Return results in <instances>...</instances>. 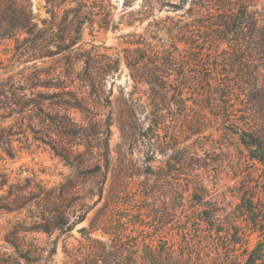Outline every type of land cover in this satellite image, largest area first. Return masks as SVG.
<instances>
[{
  "label": "rangeland",
  "instance_id": "374dc122",
  "mask_svg": "<svg viewBox=\"0 0 264 264\" xmlns=\"http://www.w3.org/2000/svg\"><path fill=\"white\" fill-rule=\"evenodd\" d=\"M65 4L57 9L55 22L62 24L60 28L67 29L69 23L76 20V15L80 35L73 32L75 28L63 32L54 27L59 38L49 47L55 54L52 58L25 62L29 60L24 53L25 46L19 44L15 49L13 41L0 48V59L6 70L0 78L9 77L8 86L14 82L24 84L36 64L37 68H48L55 81L65 82L84 109L82 112L54 109L58 116L66 113L71 118V129L79 134L73 139L61 135L58 127L49 135L38 119H29L27 113L11 112L15 108L10 99V109L0 112L7 116L2 126L11 127V132L15 133L12 156L5 155L0 149L2 264H23L18 259L22 246L49 248L56 238L55 254L49 264H63L67 260L65 252L76 250L84 243V235L79 230H89L90 222L105 206V216H110L117 206L118 213L124 216L121 221L129 224L128 233L134 228L132 236L139 241L143 238L146 242L154 240L156 244L164 239L178 243L180 238L176 230H170V223L155 224L153 216L174 213L175 220L184 221L182 212L188 210L186 213H190V207L195 203L189 201L188 196L196 188L205 190L203 201L216 202L225 214L236 213L242 196H253V204L259 199L264 200V165L252 164L240 156L241 147L237 144V136L232 134L231 123L216 119L213 114L218 112L210 109L217 100L219 104L226 101V92L215 86L211 89L210 83L206 82L210 77L219 84L233 80L238 76L237 61L242 58L250 75L264 78V54L260 56L250 50L239 54L226 41H218L221 35L225 36L218 27L224 16L247 7V12L263 17L264 0H253L250 4L245 0H128L126 3L106 0L97 15H93L95 12L83 0H66ZM29 5L34 21L40 26L42 20L50 19L45 0H29ZM66 9L73 13H65ZM205 36H211L212 42L202 43ZM76 37L79 38L76 44L65 49ZM201 50L205 57L195 64ZM87 56L100 68L106 66L109 70H113V63L119 59L120 69L116 73H95L92 90L76 78ZM125 58L129 61L143 58L138 64L146 69L143 76L159 78L164 75V70L159 71L151 64L154 62L157 67L161 63L167 64L171 75L160 77L158 87L135 84L123 64ZM103 74L108 75L103 77ZM41 90L37 88L34 92ZM212 91L220 92V98L210 97ZM50 92L58 91L51 89ZM30 93L24 88L16 96L29 98ZM174 94H182L185 107ZM174 99L179 106L173 104ZM153 101L168 120L157 133L145 119V114L155 109ZM39 136L50 140L67 162L42 144ZM150 144L153 149L161 150L154 151V163L147 161L153 156ZM79 153L82 154L77 156ZM168 156L183 161L175 166L170 178L153 185L152 178L147 177L148 168L151 166L153 172H161L158 167L163 166ZM77 172L85 175L78 178L77 186L72 190L71 205L66 211L84 206L83 220L68 234L60 235L54 231L47 236L35 232L40 222L33 217L36 216L35 208L20 209L25 192H35L40 181L46 189L57 191L60 184L75 177ZM148 179L149 183L145 185L148 188L144 190L143 185ZM183 192L185 202L181 205L179 196ZM137 212H141V217L135 216ZM244 218L246 215L239 216L238 224L247 229ZM139 219L143 223L133 227L132 222ZM247 234L250 249L264 243V234L250 229ZM91 235L101 237L99 232Z\"/></svg>",
  "mask_w": 264,
  "mask_h": 264
},
{
  "label": "trees",
  "instance_id": "16d2710c",
  "mask_svg": "<svg viewBox=\"0 0 264 264\" xmlns=\"http://www.w3.org/2000/svg\"><path fill=\"white\" fill-rule=\"evenodd\" d=\"M83 1L87 5L89 4L95 12L93 15H97L100 5L106 0ZM123 1L124 3L128 2V0ZM252 1L245 0L247 4ZM65 2L66 0H45L46 5L49 6L47 13L50 15V19L42 20L40 26L32 17L29 0H0V48L5 43L13 41L15 49L19 44L21 47L25 46L24 53L28 55L27 59H29L25 62H38L45 60V58H52L55 54L49 47L59 38L54 32V27L60 28L62 25L55 22L57 9L59 10L60 6L66 5ZM124 6L126 5L124 4ZM246 8L244 11H237L221 19V24L218 27L222 28L221 33L223 32L225 36L221 35L218 41H226L236 53L243 54L246 50H250L254 53L258 52L262 56L261 54H264V52L261 53L262 50L264 51V16H258L255 12H247ZM64 11L65 13H73L71 9ZM74 17L76 20L69 23L67 29L60 28L59 31L66 32L75 28L73 32L79 36L80 28L78 25L80 22L76 15ZM211 39V36L202 37V43L212 42ZM78 40L77 37L70 40L65 49L72 48ZM201 51L195 58V64L200 63L205 57L203 50ZM75 58L77 59L78 56L76 55ZM142 61L143 58L130 61L125 58L123 62L129 70V77L135 84L158 87L161 82L160 77L165 78L171 75L169 73L171 68L167 64L161 63L157 67L154 62L151 64L159 71L164 70L162 73L164 75L159 78L143 76V71L146 69H144V65H138ZM244 61V58L237 61L238 76L225 84H219L218 81L215 83L213 78H207L206 82L210 83L211 89L215 86V88L223 89L226 92L224 96L226 101L219 104V100H217L210 109L218 112V114H213L216 119L231 123L230 125L234 129L232 134L237 136V144L239 148H242V150L240 148L239 154L244 158V161L264 165V78L261 80L252 74L250 75ZM113 64V70H109L106 66L100 68L97 63L91 62V58L87 56L84 59L83 68L77 73L76 78L87 83L93 90L95 88V73H116L119 71L121 60L116 59ZM201 65L205 66V64ZM5 71L3 60L0 59V76L5 75ZM107 75L103 74V77ZM9 79V77L0 78V112L10 109L8 107V100L10 99L11 105L15 108L11 109V112L27 113L29 119H38V122L46 128L49 135L57 127L60 129V134L66 135L69 139L79 135L71 129L72 123L69 115L65 113L58 116L54 109L60 108L65 112L70 110L82 112L84 111L82 104L68 89L65 82L55 81L52 78L48 68H37L35 64L34 71L24 80V84L18 82L16 85L14 82L8 86ZM24 88L30 90V97L21 96V98H17V92ZM37 88L42 90L34 92ZM159 88L162 87L159 86ZM51 89L58 92H50ZM174 96L181 106L185 107V99L182 98V94H174ZM209 96L220 98L221 93L212 91ZM175 99L173 104L179 106L178 102L175 104ZM153 103L155 104V101ZM170 103L172 102L170 101ZM184 111L185 109L176 115H180ZM129 117H132V114H129ZM6 118L7 116L0 113V149L5 155L11 157L14 151L12 136L15 133L11 132V127L2 126ZM145 119L149 127L156 128L155 133L168 121L157 104H155V109L145 114ZM80 137L83 139L84 135ZM38 140L48 146L55 156L67 162V158L59 154L50 140H43L41 136ZM161 146L164 147L163 144ZM150 148H152L150 151L153 156L147 158V161L154 163L156 157L154 151L160 152L161 150L153 149V144H150ZM80 154L82 153L77 154V156ZM171 157L168 156L167 160L163 162V166L158 167L161 172H153L154 168L151 166L148 168L147 177L150 180L152 178L153 185L165 182L167 178L171 177L172 171L176 169L175 166H179L183 161ZM84 175L77 172L75 177L60 184L57 191L46 189L40 181L35 192H27V194L25 192L21 198V200L23 199V206L20 209L35 208L36 216L33 217L40 220L35 232L44 233L47 236H50L54 231L60 235L68 234L76 224L83 220L86 213L84 206L80 205L78 209L73 208L69 212L66 209L71 205V196L74 195L72 190L77 186L78 178ZM148 183L149 179L143 185L144 190H147L148 187L145 185ZM183 195L184 192L179 196L181 205L185 202ZM98 196L100 197V189ZM205 196L206 193L202 187L194 189V192L188 196L191 198L189 201L195 204L191 205L189 214L186 213L188 210H183L184 221L175 220L176 214L174 213L163 214L161 217L153 216L152 219L155 224L170 223V230H176V235L180 238L178 243L168 239L159 240L156 244L154 240L146 242L144 238L139 241L137 237L131 234L135 231L134 228L129 233L127 232L129 224L121 221L124 216L118 213L117 206L111 210L110 216L103 214L107 208L105 206L97 212L90 222L89 230L86 231L84 228L79 230L84 235V243L80 244L76 250L65 252L67 260L63 264H264V243H259L255 248L250 249L249 234H247V229L258 231L260 235L264 234V200L259 199L256 204H253L251 201L253 196H242L236 207L238 216H235L236 213L232 211L225 214V210L216 202L203 201ZM141 215V212L135 214L136 217H141ZM241 215H246L243 221L246 222L247 229H243L238 224ZM149 216L148 213L147 217ZM138 223H143V220L133 221V227ZM93 232H99L101 237H92ZM56 239L51 242L49 248L34 245L22 246L18 252V259L23 264H49L55 254Z\"/></svg>",
  "mask_w": 264,
  "mask_h": 264
}]
</instances>
